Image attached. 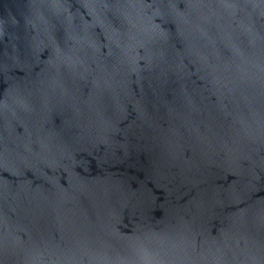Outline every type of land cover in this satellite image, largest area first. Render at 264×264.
<instances>
[{
    "label": "water",
    "instance_id": "1",
    "mask_svg": "<svg viewBox=\"0 0 264 264\" xmlns=\"http://www.w3.org/2000/svg\"><path fill=\"white\" fill-rule=\"evenodd\" d=\"M0 264H264V0H0Z\"/></svg>",
    "mask_w": 264,
    "mask_h": 264
}]
</instances>
